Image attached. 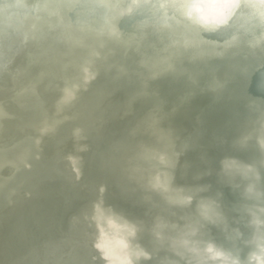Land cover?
<instances>
[{"label": "bare ground", "instance_id": "1", "mask_svg": "<svg viewBox=\"0 0 264 264\" xmlns=\"http://www.w3.org/2000/svg\"><path fill=\"white\" fill-rule=\"evenodd\" d=\"M37 1L42 18H26L0 45V61H8L7 72L0 71V108L6 106L13 116L0 139L4 146L10 140L20 143L18 150L1 145L0 264H92L89 253L78 249L84 242L75 236L90 243L91 215L101 202L137 224L150 223V232H158L161 220L179 222L178 232L160 233L158 240L150 242L146 235L149 249L163 250L154 264L176 261L167 250L194 264L203 258L208 242L235 255L238 248L222 236L233 216L251 227L246 230L251 242L240 254L256 251L264 243V227L256 226L264 217L246 209L250 195L258 193L264 200V30L240 35L229 48L201 45L182 51L172 48L163 27L146 29L143 21L129 18L121 21V44L111 47L103 38L83 40V26L67 28L69 14L63 9L68 0ZM74 1L71 8L78 7ZM26 2V7L32 3ZM192 2L181 0L183 7ZM88 17L82 11L79 23ZM58 30L72 36L62 39ZM133 37L142 41L140 48L131 42ZM77 52L80 57L74 61ZM95 53L106 54L93 63L95 82L61 111L55 104L65 95L61 88L71 81L70 73L81 79ZM52 72L60 78L50 82ZM33 81L38 83L34 86ZM22 82L32 96L24 107L14 95ZM36 89L38 95L33 94ZM63 117L71 118L65 127L60 124ZM48 127L53 133L39 153L41 160L29 157L32 170L12 178L7 164L22 162L39 131ZM91 128L94 134L87 140L74 136ZM175 151L184 153L175 170L178 193L165 197L151 192L152 154L172 158ZM69 157L76 159L73 167L66 161ZM223 161L225 173L220 172ZM72 169L82 171L80 181ZM24 190L31 195L27 202L6 193L21 195ZM197 194L198 203L187 211L172 202ZM149 199L168 213L149 206ZM235 205L242 210L231 211ZM197 212L214 217V227L196 221Z\"/></svg>", "mask_w": 264, "mask_h": 264}, {"label": "water", "instance_id": "2", "mask_svg": "<svg viewBox=\"0 0 264 264\" xmlns=\"http://www.w3.org/2000/svg\"><path fill=\"white\" fill-rule=\"evenodd\" d=\"M28 0H0V45L4 40L6 34L13 28H17L23 25L24 21L28 17H33L37 20L42 18L41 12H39V7L41 4L38 3L37 0H29V7H26ZM71 0H68L67 6L64 7V11L68 12V17L66 21V26L70 30L80 29L82 26L84 30H82L81 38H92L98 39L103 38L105 44L113 47L118 46L121 43V26L122 20L124 19H137L140 22L143 21L145 23V28H159L163 27L166 31L169 32L168 38L171 39L173 45L172 48L180 49L182 51H190L194 48H197L201 45L204 46H224L229 48L233 46L238 40L240 35H244L245 33L251 34L254 31H262L264 30V0H236L235 4L230 8L224 24L217 28L215 31L209 32L205 31L202 27L196 24L187 16V6L181 4V0L178 2H172L167 0H75L73 3L78 2V7L71 8L69 5ZM80 4V5H79ZM84 11L88 20L79 23V15ZM101 31L99 34L96 30ZM97 34V35H95ZM99 35L101 37H99ZM57 36L62 39H67V37H71L72 35L65 33L62 30L57 31ZM128 39V37L126 38ZM132 43L140 48L142 45V41L136 37L131 39ZM79 48V47H78ZM109 52H113V48L110 49ZM105 53H95L91 58L93 60L88 61L82 69L81 79L76 80V74L70 73L71 81L68 82L67 86H63L60 91H62L65 95L62 96L60 101L58 100L55 104H57L58 109H64L72 107V104L78 99L85 88L92 85L96 80L97 71L93 68V63L96 60H104L106 58ZM80 57L78 52L74 54V61ZM33 60L36 61L35 57ZM175 60L178 62L182 60L179 56H175ZM181 62V61H180ZM37 63V62H36ZM74 63V62H72ZM70 68H73V65H70ZM8 69V61H0V71L1 73L7 72ZM146 74H142V78H146ZM42 76V75H41ZM40 76V77H41ZM164 78V75H161ZM60 78L59 73L52 72V76L49 78L50 82L54 80H58ZM165 79V78H164ZM38 83V81H33L32 84L34 86ZM4 86V83L0 81V87ZM33 86V87H34ZM59 88V87H58ZM28 86L24 84V82L19 83L18 90L15 91L14 95L18 100H22L23 107L32 100V96L26 93ZM62 93V94H63ZM34 95H38L37 89L33 92ZM40 97V96H39ZM3 105V104H0ZM6 107V106H5ZM5 107L0 108V136L3 133L5 123L7 121L13 120V116L6 111ZM67 121H71L70 117H63L60 121L61 127H65ZM53 133V128L48 127L39 131L40 134L35 140L34 144L31 145V151L28 152V155L23 157L24 159L20 163H9L7 164L11 172H13L12 178H20L23 173L29 172L32 170L33 165L30 160H41L40 152L45 142ZM92 128L89 130L79 131L78 133H74L79 139L87 140V138L93 137ZM89 135V136H88ZM73 137V136H72ZM3 143L0 139V152H2ZM9 149L20 148V143L13 142L10 140V145L4 146ZM85 154L90 152V149L83 150ZM1 154V153H0ZM184 153L175 151L171 156L167 153H156L152 154V164L154 168V174L152 182L149 185L151 192L159 193L162 196H170L176 195L178 193V185L176 183L175 170L177 166H179L180 160L183 157ZM30 157V160H29ZM68 165L73 167L76 159L69 157L66 159ZM192 169V166H189ZM5 167L0 169V172H4ZM220 172L225 173V169L223 168ZM72 174L75 181H80L83 176L82 171L80 169H72ZM248 175L247 177H249ZM247 177L244 179L246 180ZM253 177V176H250ZM249 177V179H250ZM254 179H258V176L253 177ZM218 179V177H217ZM240 186H232L229 190L236 191ZM216 188V184L210 185V189L214 190ZM200 191L198 194H201L202 189H198ZM28 192V193H27ZM106 189L101 188L99 193L101 195H105ZM7 195L13 199L14 197H21L23 201H28L31 197L29 191H23L21 195H17V193L6 191ZM184 195L181 197L173 198V204L180 207L181 211H187L193 209L198 203L199 195ZM252 197L248 198L245 196L247 200H249V206L247 210V214L255 212L260 216L264 217V200L259 196V194H252ZM241 202V201H239ZM104 204V202H101ZM238 203V202H237ZM156 207L164 214H167V210L163 209V206L157 205L156 202L150 201L148 205H152ZM8 209H14L13 203H7ZM240 206L235 205L231 206V211L239 212ZM153 210V208H150ZM158 210V211H159ZM245 210V211H246ZM159 211V212H160ZM244 211V212H245ZM94 215H91V219ZM152 215V213H151ZM149 215V216H151ZM247 216V215H246ZM125 217V216H124ZM127 220L132 222L137 229L136 241L134 243H138L142 246V249L147 253V257L142 259L139 264H154L155 261L159 260V256L163 252L161 248L155 247V249H149L147 247V238L148 235L150 238V242L154 239L158 240L162 238L160 233L164 232H178L179 230V222L171 221L169 219L161 220L158 224V232H155L150 229V223H141L137 224L135 221L126 217ZM196 221L202 222L204 225L209 227H214L215 218L203 215L200 212L196 213L195 216ZM183 220H181L182 222ZM246 221V222H245ZM231 227L227 229L226 233L223 236L225 241L234 245L238 248V253L235 255H240L242 258H246L247 256L243 253H240L246 246L251 242V236L246 230L251 231V227L247 224V220L242 221L239 217H231L230 218ZM264 223L259 221L258 228L262 229L264 227ZM92 228L91 235L92 240L90 243H86V237H78L75 236L76 239L80 242H84L79 245L78 249L84 250L89 253V259L92 264H104V261L100 258V254L94 248V243L96 240V225L92 219ZM234 229H237L234 230ZM264 231V229H263ZM150 232V233H149ZM95 239V240H94ZM149 239V238H148ZM146 241V242H145ZM222 241V240H221ZM226 244V243H224ZM229 244V245H230ZM261 244V243H260ZM171 258H176V261H172L167 264H191L187 259L177 255L172 250H167ZM68 256L64 257V260H67ZM165 264V263H164ZM193 264V263H192ZM194 264H218V262H213L210 258V255L207 253L206 248L204 251V256L201 260Z\"/></svg>", "mask_w": 264, "mask_h": 264}, {"label": "clouds", "instance_id": "3", "mask_svg": "<svg viewBox=\"0 0 264 264\" xmlns=\"http://www.w3.org/2000/svg\"><path fill=\"white\" fill-rule=\"evenodd\" d=\"M236 0H193L187 6V16L205 31H215L224 24L230 8ZM224 162L222 166L224 168ZM96 225L94 248L104 264H139L147 253L136 241L137 229L126 217L104 204L94 206L92 217ZM206 251L218 264H264V243L257 246L246 258L234 255L208 242Z\"/></svg>", "mask_w": 264, "mask_h": 264}]
</instances>
